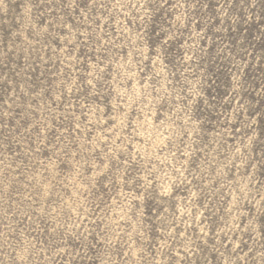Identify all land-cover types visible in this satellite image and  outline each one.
<instances>
[{
    "label": "rangeland",
    "instance_id": "374dc122",
    "mask_svg": "<svg viewBox=\"0 0 264 264\" xmlns=\"http://www.w3.org/2000/svg\"><path fill=\"white\" fill-rule=\"evenodd\" d=\"M0 264H264V0H0Z\"/></svg>",
    "mask_w": 264,
    "mask_h": 264
}]
</instances>
